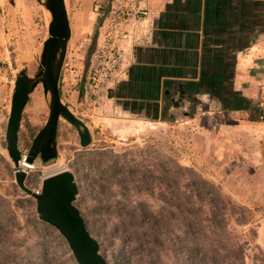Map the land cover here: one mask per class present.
I'll use <instances>...</instances> for the list:
<instances>
[{"label":"rangeland","instance_id":"obj_1","mask_svg":"<svg viewBox=\"0 0 264 264\" xmlns=\"http://www.w3.org/2000/svg\"><path fill=\"white\" fill-rule=\"evenodd\" d=\"M44 2L5 0L0 6V264H15L19 257L25 258L22 264H77L60 233L39 220L35 199L18 186L16 172L23 169L25 185L36 193L46 177L64 170L74 174L75 205L109 264H194L195 258L202 264H264V85L239 137L227 136L221 155L215 157V150L207 159L193 154L189 134L174 125L136 126L113 113L108 99L101 106L87 101L85 83L109 0H65L71 38L64 65L73 91L81 93L70 111L88 126L91 145L81 147L76 129L60 119L57 158L48 163L38 158L34 166L40 167L32 169L14 165L5 138L11 98L20 71L31 78L39 71L51 22ZM49 104L50 95L38 85L19 132L24 157L46 125ZM212 191L246 211L223 222V211L214 215L204 197ZM148 211L177 212L171 223L158 225L159 240L140 234L148 233L140 220L149 221ZM243 216L250 223L239 226L236 220ZM9 251L18 258H9Z\"/></svg>","mask_w":264,"mask_h":264},{"label":"crops","instance_id":"obj_2","mask_svg":"<svg viewBox=\"0 0 264 264\" xmlns=\"http://www.w3.org/2000/svg\"><path fill=\"white\" fill-rule=\"evenodd\" d=\"M142 1L148 18L109 86L107 106L136 126L174 125L189 134L194 155L207 159L216 150L219 157L262 99L264 0ZM66 66L59 88L72 110L81 93Z\"/></svg>","mask_w":264,"mask_h":264},{"label":"water","instance_id":"obj_3","mask_svg":"<svg viewBox=\"0 0 264 264\" xmlns=\"http://www.w3.org/2000/svg\"><path fill=\"white\" fill-rule=\"evenodd\" d=\"M44 7L51 14L49 37L43 44L40 68L34 78L26 70L16 76L11 98V109L6 128L7 152L16 167L21 162L34 165L36 159L48 163L57 158V133L60 119L71 124L78 132L83 148L92 143L88 126L76 117L61 100L59 88L71 26L65 0H45ZM50 95L49 116L44 128L34 138L28 155L24 157L19 147V132L24 109L30 95L38 85ZM26 170L16 172L20 189L36 201L39 220L55 228L65 239L77 264H109L100 253V244L89 232L84 217L75 205L78 185L72 172L64 170L46 177L41 192L25 185Z\"/></svg>","mask_w":264,"mask_h":264},{"label":"built area","instance_id":"obj_4","mask_svg":"<svg viewBox=\"0 0 264 264\" xmlns=\"http://www.w3.org/2000/svg\"><path fill=\"white\" fill-rule=\"evenodd\" d=\"M149 11L142 0H109L99 46L87 76L86 99L100 105L108 97L109 86L124 69L126 56L136 44V38ZM1 73V69H0Z\"/></svg>","mask_w":264,"mask_h":264},{"label":"trees","instance_id":"obj_5","mask_svg":"<svg viewBox=\"0 0 264 264\" xmlns=\"http://www.w3.org/2000/svg\"><path fill=\"white\" fill-rule=\"evenodd\" d=\"M179 169H181V167L178 168V170ZM205 186H209V185L205 184ZM199 194H201V192H199ZM210 194H207L204 197L207 198L209 200V202L212 204V206L214 207V215H216V216L218 214L221 215L220 210L223 211L222 212V214H223V217H222L223 218V222H226L228 219L230 221H232V217L238 215L239 214L238 213L239 210H241L243 212L246 211L245 208H242L241 206L237 205L235 202H233L232 199H229V200L223 199L222 194L220 192H218V191H216V192L212 191V193H210ZM173 198L176 199L175 196ZM221 204L224 205L223 206L224 208H222V209H221ZM218 209H220V210H218ZM176 213L177 212H175V211H173V212L165 211V212H159V213H155L154 214V213L148 211L147 215H148L149 221L144 219L143 216L140 217V220H143V223L146 224V226L148 227V229H149L148 233H147V231L145 229H142V233H140V234H142L143 237H146L144 234H147V235L149 234L147 237L150 240H159L160 239V235L156 232L157 229H158V225L161 226L162 223L170 222L172 220L171 216H175ZM249 221H250V219L244 218V216H243L241 219L236 220V223L239 224V226H246V225H248L250 223ZM166 231H168V229H166ZM139 232H140V230H139ZM224 232H225V228H224ZM229 235H231V234L229 233ZM15 256H16V253H12V251L8 252V257L9 258H15ZM19 258H18V261L14 262L15 264L16 263L17 264H22V262L24 263L23 259H25V258H23V257H19ZM193 263L194 264H202L203 263V259L195 258ZM215 263H217V264L220 263L221 264L222 262L221 261H219V262L215 261Z\"/></svg>","mask_w":264,"mask_h":264},{"label":"bare ground","instance_id":"obj_6","mask_svg":"<svg viewBox=\"0 0 264 264\" xmlns=\"http://www.w3.org/2000/svg\"><path fill=\"white\" fill-rule=\"evenodd\" d=\"M32 71V70H31ZM20 165L21 166H23L24 168H26V169H32V168H35V167H40V165L39 164H37V165H28V164H26V163H24V162H21L20 163ZM57 171V170H56ZM55 172V171H54ZM54 172H50V174H52V173H54Z\"/></svg>","mask_w":264,"mask_h":264}]
</instances>
